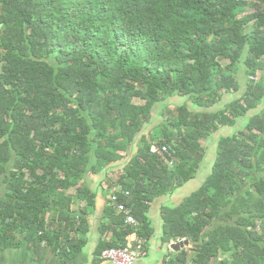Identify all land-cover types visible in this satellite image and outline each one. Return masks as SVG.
I'll return each instance as SVG.
<instances>
[{"label":"trees","instance_id":"trees-1","mask_svg":"<svg viewBox=\"0 0 264 264\" xmlns=\"http://www.w3.org/2000/svg\"><path fill=\"white\" fill-rule=\"evenodd\" d=\"M263 102L264 0H0V244L13 228L64 244L66 192L138 140L118 178L138 225L109 215L128 227L115 247L144 245L150 202L192 180L212 141L208 177L163 206L162 239L188 240L189 264H264Z\"/></svg>","mask_w":264,"mask_h":264},{"label":"crops","instance_id":"crops-1","mask_svg":"<svg viewBox=\"0 0 264 264\" xmlns=\"http://www.w3.org/2000/svg\"><path fill=\"white\" fill-rule=\"evenodd\" d=\"M175 97L177 100L180 98V96ZM169 104L176 105L178 101L170 99L167 102L168 106ZM155 123L153 118L149 130L155 126ZM137 143L138 140L127 152L119 151L123 156L121 159L110 163L100 172H88L79 181L76 188L66 192V195L72 199L70 217L74 227L63 239L64 244L55 246L41 240L40 234L28 237L25 232L21 233L17 228H13L10 233L6 232L7 239L3 244H0V264H111L109 261L99 259V253L108 247L119 245L117 234H121L128 227L119 224L115 216L109 215V195L113 191H120L118 178L136 153ZM215 144L213 142V147L206 148L204 159L197 171L196 175L198 176L199 173L202 174L207 169L201 176L202 179L196 180L198 179L196 176L173 193L156 197L150 202L146 215L152 232L146 240L144 239L142 255L134 264H180L181 256L178 253L183 248L188 252L187 264L190 263V259L194 255L192 244L189 243L183 248L174 250L171 245L178 240L163 241L162 208L181 203L187 196L184 189L192 192L201 186L210 174L214 161V156L208 159L207 152L212 150L215 154ZM79 189L86 191L85 197L77 192ZM5 193V188L1 185L0 201L4 199ZM46 217L49 219L52 214L49 212ZM57 226L54 225L53 228ZM139 239L141 240L135 233L127 234L124 239L125 245L134 246Z\"/></svg>","mask_w":264,"mask_h":264},{"label":"built area","instance_id":"built-area-1","mask_svg":"<svg viewBox=\"0 0 264 264\" xmlns=\"http://www.w3.org/2000/svg\"><path fill=\"white\" fill-rule=\"evenodd\" d=\"M168 145L162 146L161 150L158 148H153L158 153L162 154V151L169 150ZM174 151V149H172ZM169 165H173V160L168 161ZM119 191H113L109 195V204L115 207L117 210L125 214V223L129 226H137L138 221L132 215L131 209L125 205L118 195ZM124 192V191H123ZM125 195H128L129 192L125 191ZM184 239L178 240V242L183 241ZM143 244L139 239L136 241L134 246H116L113 248H107L102 250L99 253V259L109 261L111 264H134L135 261L142 255Z\"/></svg>","mask_w":264,"mask_h":264},{"label":"rangeland","instance_id":"rangeland-1","mask_svg":"<svg viewBox=\"0 0 264 264\" xmlns=\"http://www.w3.org/2000/svg\"><path fill=\"white\" fill-rule=\"evenodd\" d=\"M247 10H251V8H247ZM241 67H242V65H241ZM243 68H241L240 70H239V74H238V77H239V79H240V81L243 83L244 82V73H243ZM240 93H237V95L235 94V95H231L232 97L234 96H238ZM230 98V96H228V95H226L225 96V98L223 99V101H221L218 105H215V107H219L220 106V104H222L223 102H226V101H228V99ZM172 100V101H178V103L180 102V99L179 100H177V97H171V98H168V99H166V101H164V102H162L161 104H157V105H155V107L153 108V112H152V115H153V118H154V121L156 122V123H158V121L160 122L162 119H164L165 118V115H168V112H167V109L166 108H170L171 110H174V105L173 104H169V106L167 105V102H168V100ZM190 104V103H189ZM167 105V106H166ZM260 109H264V102L259 106V108L257 109V110H253V111H251L250 112V114H252V113H255V112H257V111H259ZM240 122H242V121H239V124H240ZM156 123H155V125H156ZM147 130H149V126L147 127V128H145L144 129V132H147ZM232 129L231 128H227V127H223L221 130H217L215 133H213L214 134V136L216 137V139H217V137H218V135L219 134H225V133H228L229 131H231ZM143 132V133H144ZM148 133V132H147ZM141 135H139V137H140ZM202 144H203V141H202ZM206 144V148L208 149V147H210V146H212L213 147V142L211 141V142H207V143H205ZM207 156H208V159H209V157H211V156H214V159H215V154L213 153V151L212 150H210L209 152H207ZM207 171V169L201 174V173H199V175L197 176V175H195V177L197 176V178L198 179H196V180H200V179H202L201 178V176L202 175H204L205 174V172ZM198 182V181H197ZM184 192H186V194L188 195L190 192H191V190H186V189H184Z\"/></svg>","mask_w":264,"mask_h":264},{"label":"water","instance_id":"water-1","mask_svg":"<svg viewBox=\"0 0 264 264\" xmlns=\"http://www.w3.org/2000/svg\"><path fill=\"white\" fill-rule=\"evenodd\" d=\"M189 244L188 240H183L180 242H176L174 244L171 245V248H173L174 250H178L179 248H183L185 246H187Z\"/></svg>","mask_w":264,"mask_h":264}]
</instances>
